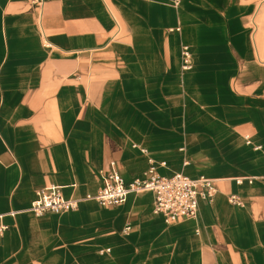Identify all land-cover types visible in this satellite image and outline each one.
Instances as JSON below:
<instances>
[{
    "label": "crops",
    "instance_id": "obj_1",
    "mask_svg": "<svg viewBox=\"0 0 264 264\" xmlns=\"http://www.w3.org/2000/svg\"><path fill=\"white\" fill-rule=\"evenodd\" d=\"M173 1L0 0V264H264V12ZM151 166L217 192L171 224L151 192L31 211Z\"/></svg>",
    "mask_w": 264,
    "mask_h": 264
},
{
    "label": "built area",
    "instance_id": "obj_2",
    "mask_svg": "<svg viewBox=\"0 0 264 264\" xmlns=\"http://www.w3.org/2000/svg\"><path fill=\"white\" fill-rule=\"evenodd\" d=\"M32 4L40 6L45 0H30ZM152 1V0H151ZM179 0H174L177 5ZM182 68H192L191 53L188 46H183L181 51ZM250 143V141L248 140ZM260 148V147H259ZM145 151V150H144ZM251 178H237L236 182L242 184ZM151 192L154 195V212L162 214L167 224L180 219H194L198 215L199 200L211 201L217 189L213 180L205 176L191 178L182 173H174L171 176H162L151 166L144 178L135 179L126 183L117 170H113L104 180L103 185L95 194H87L82 199L67 198L61 189L55 185L37 191V199L34 201L31 211L36 216L46 212L61 214L76 210L82 201H95L102 207L121 205L131 193ZM229 201L241 205L242 201L236 194H230ZM129 227L126 228L128 230Z\"/></svg>",
    "mask_w": 264,
    "mask_h": 264
},
{
    "label": "rangeland",
    "instance_id": "obj_3",
    "mask_svg": "<svg viewBox=\"0 0 264 264\" xmlns=\"http://www.w3.org/2000/svg\"><path fill=\"white\" fill-rule=\"evenodd\" d=\"M256 2L258 3H256V10L259 11L261 10L262 5L264 4V0H256Z\"/></svg>",
    "mask_w": 264,
    "mask_h": 264
},
{
    "label": "bare ground",
    "instance_id": "obj_4",
    "mask_svg": "<svg viewBox=\"0 0 264 264\" xmlns=\"http://www.w3.org/2000/svg\"><path fill=\"white\" fill-rule=\"evenodd\" d=\"M261 9H262V11L264 12V4L262 5Z\"/></svg>",
    "mask_w": 264,
    "mask_h": 264
}]
</instances>
